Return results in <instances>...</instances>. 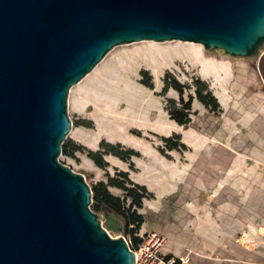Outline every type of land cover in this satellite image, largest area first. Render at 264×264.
Instances as JSON below:
<instances>
[{"label":"rangeland","instance_id":"rangeland-1","mask_svg":"<svg viewBox=\"0 0 264 264\" xmlns=\"http://www.w3.org/2000/svg\"><path fill=\"white\" fill-rule=\"evenodd\" d=\"M66 102L57 159L140 216L121 235L159 233L188 264L264 261V50L248 59L191 41L116 45ZM181 113L186 125L173 119ZM94 204L91 194L104 227L107 210Z\"/></svg>","mask_w":264,"mask_h":264},{"label":"water","instance_id":"water-1","mask_svg":"<svg viewBox=\"0 0 264 264\" xmlns=\"http://www.w3.org/2000/svg\"><path fill=\"white\" fill-rule=\"evenodd\" d=\"M140 40L252 59L264 0H0V264H133L123 219L104 211L103 227L83 176L57 156L69 88Z\"/></svg>","mask_w":264,"mask_h":264},{"label":"built area","instance_id":"built-area-1","mask_svg":"<svg viewBox=\"0 0 264 264\" xmlns=\"http://www.w3.org/2000/svg\"><path fill=\"white\" fill-rule=\"evenodd\" d=\"M123 238L134 254L133 264H188L183 259L165 251L166 240L159 233L144 232L137 242H134L129 236H123ZM236 264H264V261L254 263L241 260Z\"/></svg>","mask_w":264,"mask_h":264},{"label":"trees","instance_id":"trees-1","mask_svg":"<svg viewBox=\"0 0 264 264\" xmlns=\"http://www.w3.org/2000/svg\"><path fill=\"white\" fill-rule=\"evenodd\" d=\"M175 90H177L179 93H181V87L175 83V85L172 86ZM198 99L202 103H206V101L203 98H200L198 96ZM211 102H213V99H210ZM209 104V103H208ZM190 109V98L184 103L183 110H188ZM187 112V111H185ZM183 115V116H182ZM182 117H185V119H182ZM173 118V117H172ZM179 125H186L189 122V118L187 117V113H181L180 117H174L173 118ZM91 194L92 198L95 202L94 208L99 209L101 206L104 207L105 210L107 211H112L116 215L120 216L121 215L126 219L124 222L125 225L127 226H132L130 224H138L140 221V216L136 215L135 212H130V215H128L122 203L120 202L118 197H115L111 195L105 188L102 182L97 183L95 186L91 188ZM133 203L138 205L139 204V199L138 196H131ZM122 218V217H121ZM123 219V218H122ZM124 221V220H123ZM132 231V229H130ZM134 242L139 241V239L136 240L135 237L131 238Z\"/></svg>","mask_w":264,"mask_h":264},{"label":"bare ground","instance_id":"bare-ground-1","mask_svg":"<svg viewBox=\"0 0 264 264\" xmlns=\"http://www.w3.org/2000/svg\"><path fill=\"white\" fill-rule=\"evenodd\" d=\"M153 43V42H152ZM153 44H155V43H153ZM188 44H191V43H188Z\"/></svg>","mask_w":264,"mask_h":264}]
</instances>
